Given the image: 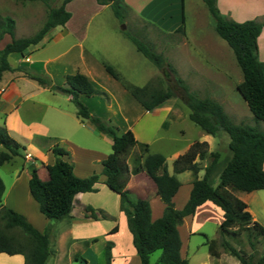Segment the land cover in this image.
<instances>
[{
    "label": "trees",
    "instance_id": "obj_1",
    "mask_svg": "<svg viewBox=\"0 0 264 264\" xmlns=\"http://www.w3.org/2000/svg\"><path fill=\"white\" fill-rule=\"evenodd\" d=\"M27 1L46 4L49 7L48 17L34 36L17 38L16 21L10 16L0 15V45H3L0 48V85L5 73L18 71L41 88L70 97L77 109V117L82 122L91 123L98 132L111 137L113 145L112 153L103 161L101 174L78 177L74 172V165L65 159L70 153L63 147L53 149L55 162L49 167V180L40 178L37 167L30 168V194L37 202L40 212L50 221L44 232L36 229L26 216L3 204L6 186L0 177V253L22 255L25 264H48L53 256L51 245L55 224L71 218L76 195L99 192L97 186L101 183V176H105L104 184L120 196V210L126 215L133 245L142 264H151L152 255L158 251L161 256L157 264H189L181 256L179 227L185 218L195 215L196 210L206 202H212L223 211L224 221L220 226L223 237H238L245 233L252 250L257 249V244L263 245V252L258 259L237 249L226 239L222 243L224 250L236 257L241 264H264V226L253 220L248 205L234 194L235 191L251 193L264 190V132L251 126L236 124L220 103L210 98H201L190 91L182 79L177 78L180 86L179 97L190 110V120L214 137L226 133L230 139L231 158L220 174L219 184L214 186L212 176L219 164L220 154H210L209 144L197 141L174 161L175 174L171 175L165 156L150 154L148 144L137 141L132 131L120 132L110 121L92 115L88 106L82 102L81 96H108L97 89L85 75H68L64 86H59L46 74H33L23 66L12 68L9 62L11 54L27 58L31 47L40 44L54 28L66 26L72 18V14L67 11V5L74 0H62L63 4L58 8L50 7L51 3L58 0ZM96 1L100 6H110L120 21L126 18L129 7L124 0ZM204 2L215 20L218 35L231 47L242 71L243 81L237 89L255 118L264 122V62L259 58L258 46L262 25L255 21L237 23L226 20L220 14L217 0ZM184 23L183 15V23L178 32H184ZM131 42L168 79L170 74L176 75L175 69L165 63L161 54L155 53L135 38H131ZM104 67L147 111L178 98L173 89L162 90L151 84L139 87L124 80L110 64L104 62ZM132 147L138 149L133 158L132 174L145 172L156 184L157 194L166 206L163 216L156 221H152L150 202L147 199H133L131 192L125 188L124 179L129 168L122 162V158ZM26 150V146L11 135L6 125L0 126V165L23 157ZM207 158L211 159V163L205 168L204 177L194 181L188 202L183 209H177L173 199L181 183L176 175L187 171L198 175L201 162ZM85 214L94 220L108 218L103 211L97 212L90 206L85 208ZM216 244L215 240L209 241V250L218 258L221 253ZM105 256L106 264H111L110 244L106 247Z\"/></svg>",
    "mask_w": 264,
    "mask_h": 264
},
{
    "label": "crops",
    "instance_id": "obj_2",
    "mask_svg": "<svg viewBox=\"0 0 264 264\" xmlns=\"http://www.w3.org/2000/svg\"><path fill=\"white\" fill-rule=\"evenodd\" d=\"M174 1L175 0H124L129 9L143 21L144 18L158 19L160 13L168 11L171 8L170 5ZM217 7L222 17L226 20H232L237 23L255 21L262 25V33L258 39L259 54L261 57L262 48L264 47V0H217ZM71 19L66 26L54 28V33H52L51 30L40 44L31 47L27 58H22L19 54H11L9 56V62L12 58H18L16 65L10 62L12 68L16 69L23 66L33 74H38L36 71H43L42 73L50 76L54 82L61 79L59 82L60 85L65 84L68 75L77 73L85 75L97 89L103 91L110 97V101L107 102L106 99L101 96L87 97L82 95L81 100L88 106L92 115L100 116L105 120H113L122 128L123 132L132 131L137 141L148 144L150 154H161L166 157L168 172L174 175V161L183 155L191 145L197 141L190 142L184 147L174 146L170 148V145L166 147L159 146L161 150H158V148L153 150V147L157 142L164 140L161 134L164 129L168 131L171 127L169 119L173 120V123L177 120H182V116L173 118V110L168 106L167 102L152 111H147L104 67V61H106L120 72V67H122L124 63L115 60L113 57H105L99 49L87 46V30H81L77 26L71 27ZM118 37L120 36L118 35ZM45 42H53L57 46H60V49L55 54L52 53L43 58L32 60L30 55L33 49L42 46ZM116 42L118 44L121 43L119 40L117 41V38ZM124 43L123 41L120 45L124 55L126 56L127 53L132 54V49L127 48V45H124ZM2 47L3 45H0V48ZM34 68H37V70H32ZM22 80L28 82V80L31 79L25 77L18 71L7 72L4 74L0 85V115L5 117L3 125L7 126L13 137V132L16 131V129L21 128V130L25 129L29 131L34 129V123L26 119L24 115L30 111V106L34 108V106L41 103L38 102V98L41 96L50 97L54 102L61 100L60 97H58L59 95L47 89H43L39 85L37 87L32 85L31 89L33 90L31 92L24 91L19 84ZM62 100V102L65 103L71 102L70 97H66ZM54 105L56 106L52 105L53 111L51 112V121L54 129L46 130L44 133L42 132L43 129H37L39 132L33 134L34 137L33 135L27 138L23 136V143L27 144V151H30L37 161H39L41 164L40 166L44 168V172L46 173L45 178L43 179L39 175L40 178L44 181L50 178L49 167L55 162V157L53 155V149L55 147H63L70 153L65 159L74 165V172L78 177L86 178L94 173L101 174L103 171V161L112 153L113 139L98 132L91 123L82 122L77 117V110L69 107L66 108L56 103ZM25 107L27 108L25 109ZM189 116L190 112L188 114V117ZM58 123H62L63 127L66 125V129H64L65 131H63L62 136L56 134L58 127L56 125H58ZM198 128L202 131V137L199 142H207L209 144L210 154H220L219 164L212 176L213 185L217 186L219 184L220 174L231 158L228 144L230 141L224 138V133L214 137L204 132L200 127ZM84 129L97 134L99 139L104 140L107 144V150L103 152L102 150H95L85 145L80 136V132ZM49 132H52L50 134H53V136H50ZM179 133L182 136L185 134L183 129H180ZM213 138L218 139L216 148L213 147ZM223 139H225L227 146V151L225 153L222 152L219 144ZM32 142L35 144H32ZM137 151V148L132 147L127 155L122 158V162L129 168L124 179L125 188L131 192L133 199H147L150 202L152 221H156L163 216L166 206L157 194L156 184L145 172L136 175L132 174L134 166L133 158ZM170 160H173V169L169 166L168 161ZM210 163V158L201 162V171L196 176L190 171L184 172L188 173L189 178L187 184L181 183V187L173 199L177 209L184 208L190 198L194 181L204 177L205 168L208 167ZM39 171L40 168L38 169V173ZM184 173L177 174V178ZM104 181L105 176H101V183L97 186L99 189L98 193H80L76 195L71 218L56 223L59 225H56L52 243L56 246L60 245L61 247L79 243L81 244L80 247L83 252L79 251L72 254L67 252L65 255H59L52 250L53 256L48 264H63L62 262L65 260H67L68 264H93L88 257V251L91 248L95 249V246L97 253H99L101 257L100 264H106L105 253L108 244L111 245V264H142L133 245V236L128 228L126 215L120 210V196L109 189L104 184ZM257 192L258 191L247 193L235 191L234 194L248 205V211L251 213L253 220L259 222L249 204L251 198L258 196ZM15 195L19 197L21 195V198L24 196L26 197L24 199L26 204H24V207L21 206L23 215L27 217L29 222L36 229L40 232H44L50 221L40 212L39 206L31 196L30 191L29 194L27 191H17ZM97 195L104 197L102 202L93 199V197ZM29 204L32 205L34 209L36 207L37 214H28V212L30 213V211H28L30 207L27 206ZM88 206L94 208L97 212L103 211L108 218L100 220L88 218L85 214V208ZM223 221V211L212 202H206L196 210L195 215L185 218L184 223L179 227V234L182 241V258L187 259L189 264H241V262L230 253L220 251L221 255L218 258L210 253L209 241L218 240V230L217 232L215 230L216 238H210L205 234L206 241L201 243V245H199L198 242L191 252V241L194 235L203 233L204 227L208 223H212L217 227L216 229H219ZM124 236L126 242L124 241ZM0 264H25V258L22 255L11 256L0 253ZM155 264H157V262Z\"/></svg>",
    "mask_w": 264,
    "mask_h": 264
},
{
    "label": "rangeland",
    "instance_id": "obj_3",
    "mask_svg": "<svg viewBox=\"0 0 264 264\" xmlns=\"http://www.w3.org/2000/svg\"><path fill=\"white\" fill-rule=\"evenodd\" d=\"M62 4L63 1L58 0L51 3L50 7L58 8ZM170 7L168 11L160 13L158 19L144 18V21L138 18L131 9L128 10L126 18L120 21L114 15L110 6H100L96 0H74L67 5V11L72 14L71 27L77 26L81 30H87V46L99 49L105 57H113L115 60L124 63L120 67L119 72L124 80L139 87L151 84L162 90L173 89L177 92L178 98L169 100L167 104L173 110L172 117L182 116V120H177L172 123L173 120L169 119L171 127L168 131L167 129L162 131L161 137H164V140L157 142L153 150L157 148L161 150L159 146L166 147L167 145H170V148L174 146L184 147L190 142L201 140L202 131L189 119L188 114L190 110L179 97L180 86L177 78L182 79L190 91L201 98H210L220 103L236 124L251 126L264 132V122L255 118L237 89V86L243 81L242 71L237 64L233 50L218 35L215 20L204 0H175ZM48 13L49 7L43 2L0 0V15L10 16L16 21L17 38L34 36L45 24ZM183 15L185 30L184 32H178L179 27L183 23ZM51 32L54 33V30ZM130 37L135 38L155 53L161 54L164 57L165 63L175 69L176 75L173 76L170 74V78L168 79L161 70L136 50ZM116 38L117 41L119 40L121 42L120 44L116 42ZM123 41L125 42L124 45H127V48L132 49V54L127 53L126 56L124 55L122 52L123 49L120 47ZM59 47L53 42H45L42 46L33 49L30 55L31 59L36 60L52 53L55 54L60 49ZM259 58L264 62V47L262 48L261 57L259 54ZM17 59L12 58L10 62L16 65ZM32 70H37V68ZM36 72L40 74L43 71ZM60 81L61 79L54 83L59 86H64L59 84ZM19 84L26 92L33 90L31 89L32 85L38 86L36 82L31 80H28V82L22 80ZM57 95H59L60 101L54 102L50 97L41 96L37 99L38 102H41L40 104L34 106V108L30 106V111L24 117L34 123V129L30 131L25 129L21 130V128L16 129L13 132L16 140L26 146L27 144L23 143V136L26 138L32 136L36 132H39L37 129H43V133L49 129L53 130L54 126L51 121V112L53 111L52 105L56 106L54 105L55 103L66 108L69 107L77 110L72 102H62V99L68 96L63 94ZM99 96L104 97L107 102L110 101L108 95V97L103 95ZM4 118L0 115V126L4 124ZM108 121L116 126L120 132H123L122 128L113 120L108 119ZM56 126H58L56 134L62 136L66 125L63 127L62 123H58ZM180 129H183L185 132L183 136L179 133ZM50 136H53V134H50ZM80 136L85 145L95 150H102L103 152L107 150L106 142L99 139L97 134L84 129L80 132ZM224 138L230 141L226 133H224ZM212 142L213 147L216 148L218 139L213 138ZM32 144L35 143L32 142ZM219 144L222 152L225 153L227 151L225 139L221 140ZM168 162L170 168L173 169V160ZM40 165L35 156L27 150L23 152V157H17L11 163L0 165V177L6 186V193L3 198L4 205L23 214L21 206L24 207V204H26L24 200L26 197L21 198V195L19 197L15 193L17 191H27L29 194L28 181L31 167L35 166L37 169L40 168L39 175L41 178H45L46 173ZM188 178V173H184L178 180L180 183L187 184ZM257 193L258 196L251 198L249 204L252 211L256 214L259 223L264 226V190L258 191ZM93 199L102 202L104 197L97 195ZM27 206L30 207L28 208V211H30V213L28 212L29 215L37 214L36 207L34 209L30 204ZM56 225L59 224H55V229ZM216 228L212 223H208L204 227L203 233L194 235L191 241V252L198 242L201 245V243L206 241L205 234L210 238H216L215 234L218 230L219 237L216 240V248L218 251L228 252L222 246V243L226 239L242 252L248 255H254L256 259L261 256L263 245L257 244V249L252 250L245 233L238 237L230 235L223 237L220 234V228ZM123 238L126 242L125 236ZM80 245L76 243L61 247L60 245L56 246L52 243L51 248L59 255H65L67 252L71 254L79 251L83 252ZM94 248L88 251V257L93 264H100V254L97 253L96 246ZM160 256V251L155 252L151 257V264H155ZM62 263L68 264L67 260Z\"/></svg>",
    "mask_w": 264,
    "mask_h": 264
}]
</instances>
